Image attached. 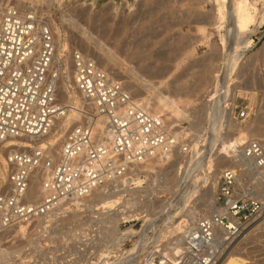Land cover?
Returning <instances> with one entry per match:
<instances>
[{"label": "built area", "instance_id": "2783aa9c", "mask_svg": "<svg viewBox=\"0 0 264 264\" xmlns=\"http://www.w3.org/2000/svg\"><path fill=\"white\" fill-rule=\"evenodd\" d=\"M26 9L17 0H0V152L4 154L0 158V253L4 235L14 227L32 225L41 217L48 220L55 210L61 209L60 217L67 218V211L63 210L72 208L81 213L77 221L88 219L85 200L97 188L104 187L105 192L119 193L120 204L134 198L135 216L120 224L123 233L111 237V227L99 225L97 230H93L96 226L85 227L86 233L76 238L71 228L77 221L70 228L59 229L58 223L63 222L60 221L56 231L63 235L49 241L45 237L51 229L54 231L49 221L37 230L39 242L30 248L33 255L28 264H87L99 248L122 252L136 240L144 259L156 264H215L218 229L224 227L229 237L237 239L244 225L264 215V200L255 199L252 189L242 191L244 185L236 170L225 169L218 183L219 210L197 215L188 224L183 222L181 253L176 261H170L166 255L167 239L156 241L158 228L142 227L143 217L159 215H149L150 208L142 206L147 199L138 200L133 195L139 176L147 185L145 174L138 175L137 165L151 159L168 165L166 154L173 156L178 149L186 155L183 166L192 148L188 139L180 141L162 118L142 108L93 57L79 50L73 53L75 89L88 109H80L82 118L64 133L60 153L50 156L41 145L28 149L4 146L9 139L34 141L47 136L64 108L58 98L61 72L57 67L63 65V60L56 61L54 32L38 7ZM246 115L248 111L242 110L238 117ZM98 117L103 121L100 128H96ZM239 157L245 159L251 173L258 171L264 182V139H248L240 147ZM37 170L44 176L40 196L30 198L31 178ZM232 218L235 220L231 224ZM131 224L138 233L129 236L124 228ZM133 260L127 257L121 264H132Z\"/></svg>", "mask_w": 264, "mask_h": 264}, {"label": "rangeland", "instance_id": "374dc122", "mask_svg": "<svg viewBox=\"0 0 264 264\" xmlns=\"http://www.w3.org/2000/svg\"><path fill=\"white\" fill-rule=\"evenodd\" d=\"M162 5L164 6L162 7ZM37 6L40 10V13L44 17H47L48 20L50 21L51 26L53 28V32L55 33V37L57 39V43L59 42L58 43L59 46L67 43L66 45L71 51V53L75 50H79L93 58L94 56L95 58L98 57V55L103 56L106 53L105 55H108L106 58V61L107 62L109 61L108 65H110L111 62H112L111 64H113L110 66L107 65V67L110 68L108 72L115 79L118 77L117 80H120V82H122L123 85L127 84V87L130 89V91H133V93L144 92L143 94L147 95L148 92L145 93L147 86L145 87L144 85L147 84L150 79L152 81L154 80L153 82L155 83L157 82V84L155 85V88L153 89L154 94H157V91H161L163 89V91L165 92L167 91L166 92L167 94L172 93L171 95H173L174 97L176 96L179 99L181 98L180 99L181 104L184 103L183 104L184 108L189 114L188 119L184 118V120L178 121L176 118H171V119H174V121L170 119L167 121H168V124L172 128L175 125L174 130H176V132H179L178 134L181 137L180 141L182 140V142H185L186 141L185 139H188L187 141L192 148V153L190 154L189 157H186V161L184 162L185 163L184 165H187L191 167L192 169V171H189L188 176H187L188 179L190 180L189 181L187 179L189 181L190 186L193 183H194L193 186L197 184V179H198L196 178L197 174L199 177V173L201 174L202 172V168L198 169V171H196L195 169L196 172L193 171V168L197 167L196 163L198 162L196 161H199V158H200L199 156L204 155L206 153V152L203 153L204 151H207L208 149L210 150L211 147L212 146L214 147L215 145L214 143L215 141L211 140L212 137H214V139H215V136L216 138H219L217 137L218 135V136H223L227 139H231V138L234 139L239 135L237 134L238 131L236 130L235 126L239 125L241 128H244V129L247 128V134H249L247 135L248 137L245 139L244 144L248 139H251V138L264 139V23L260 24L257 27L251 26V28L254 30V32L251 35V40H252L251 45L252 46L245 53V56L243 57L242 62L240 61V65L238 69H236L232 75V81H231V83L233 84L232 85V88H233L232 97H230L227 103L224 104L226 111L228 110L230 112V116H229L231 118L230 119V118H226L227 116L225 113L223 114L224 116L220 117L218 107L210 106L209 104L207 107V103L209 99L207 94L213 88V85H214L213 83L215 80L214 73L221 69L220 64L222 63L223 57L225 55L224 49H223V40L225 38L226 40L228 39V36H226L227 34H229V32L226 31L228 30L227 29L228 27L226 26L227 22L220 20L215 26L206 24L208 27L206 29V32L203 33V31H201L197 25H194V23L190 22L192 20L189 18V16H191V13L189 12L194 13V10H195V13L199 14V18H200V15H209V14L214 15L216 12L215 10L216 3H213L210 0H43L41 3L37 4ZM259 7H261L260 8L261 10H264V5L262 2H260ZM146 9L147 10L154 9L155 12L152 14L148 12ZM187 12L189 14H187ZM144 13H146L147 15ZM70 15L75 17L74 21L75 22L77 21L75 23L76 27H74V25H70V23L67 21V19L70 18ZM154 15L158 17L156 18L154 17ZM173 15L176 16V18ZM185 15L188 16V19ZM163 16H164V19H163ZM144 19L147 22L144 23ZM150 20L154 21L155 23L153 26L154 28H152L153 30L151 29V27H149L150 30L147 29L149 26ZM170 20H172V22ZM136 21H138V23ZM141 21H143V23ZM173 21L175 22V24ZM167 22L170 25H168ZM180 22H181V25H179ZM160 24H163L162 25L163 27ZM165 24L167 26H164ZM171 24L173 26L175 25L176 27L175 26L171 27ZM142 25L147 26V28L146 27H144L143 29L140 28ZM138 29H140V32H139L140 35L136 34L138 33ZM116 31L119 33H117ZM146 31L147 32L149 31V32L147 33ZM153 33L156 36V38L153 35ZM175 34H177V37H172ZM137 35H138V38L135 39ZM150 36H151V39L154 37L155 40L154 39L151 40ZM181 36H182V39L179 42V39L181 38ZM124 38L126 39V41ZM164 38L168 40L166 41V39ZM176 38L177 40H175ZM137 39L138 41L136 42L135 40ZM140 39H142L141 41L143 42H141ZM138 44L139 45L141 44V46H139ZM122 45L124 46L123 50L121 49ZM178 46H179V49L177 48ZM119 50H122L123 54ZM136 50L141 51V52L137 53ZM124 51L126 53H124ZM135 52L138 55H133V53ZM163 53L164 54L166 53L165 56ZM140 54L142 55L140 56ZM67 56L69 58L70 53H68ZM145 56L149 58L147 59ZM69 59H68V62H69ZM144 59L145 60L147 59V61H145ZM113 61L116 62L117 66L115 65ZM207 64H209L210 66ZM70 67L71 65L67 64L66 70H70ZM147 68L150 71H146ZM151 70L153 71L151 72ZM113 71H115V74L112 73ZM131 74L136 77H133ZM129 75L131 76L132 79L129 77ZM133 81L136 85L137 84L138 85L136 86L135 84H133ZM61 91L62 89L59 90L60 93L58 92L60 94V96H58L60 101L62 99ZM138 96H134V97L137 98ZM185 100H188L190 103ZM185 104L187 106H185ZM242 110H247L249 115H246V117L244 118H241V117L239 118L238 115ZM212 113H214L215 115ZM211 124H213V126ZM176 125H178V127ZM211 126L213 128H211ZM216 127L217 129H214ZM253 129L254 131H252ZM210 142H212V144ZM60 144L57 145L53 153L55 154L58 153ZM177 150L174 152L175 154L173 153L174 155L171 156V159L173 160L171 159L168 160L169 161L168 165L163 164L161 168L157 167L155 172L153 171L150 173L147 171V174L144 173L145 174L144 178L146 181L149 179H156L153 182V185L154 186L158 185L156 186L155 192L150 191V195L148 194L149 192L146 193L145 191L141 193L142 195H139V197H142L144 199L152 198L151 200L155 201L153 205L154 207L150 206L152 208V211H154V213L162 211L167 206L169 207V204H165L167 202L166 199L169 200V198H172V196L175 197L174 196L175 193L180 194V195L178 194L179 197H177V199L178 198L180 199V196L184 194L183 192L186 193L185 195H183L185 198L186 196L190 197L192 194V193L190 194V192H193L192 190L193 186H191V189H189L192 191H187L185 190V188H183L184 190L181 189L180 191V187L176 185L179 183V181H181L177 178L178 179V182H177L176 176H179L182 160L183 158L185 159V156H186L185 154ZM219 157H222V156H219V155L214 156V160L216 159L214 161L215 166L211 170V172L208 174L209 179L207 182V184L210 183L209 185L211 186L213 184H216L217 190H218L219 179L221 177L222 172L225 169L230 168V165L233 164L232 161L223 160L222 158H219ZM189 163L190 165H192L193 163L195 167L193 165L190 166ZM166 171L168 173L165 175ZM192 173L194 174L193 176H192ZM237 178L241 180L240 183L244 185L241 188L242 191L246 192V189H252L253 192L255 193V194H252V196L255 199L264 200V182H263V178L260 176L258 171L256 172V174L255 172L251 173V171H248V174L246 173L241 178L239 177ZM198 181H201V177L199 178ZM144 188L145 187H143L142 189L144 190ZM139 197L137 199H139ZM91 200H94V199L92 198L90 199V201ZM199 201L200 200L191 202V204L193 205V206L191 204L189 205V207L191 206L190 207L191 209L188 206L186 209H184V207L182 206V203H180L182 208L185 210L184 216L185 218H187L188 222L195 221L193 220L196 218L194 216L197 214L199 215L200 212H202L200 213V215L208 214V210H207L208 208H206V206L205 208H204V205L201 207L198 206L200 205ZM180 204L178 205V207H176L177 209L175 208L173 210L176 211V210L181 209L182 211H184L182 208H180L181 207ZM132 207L133 206L129 208L128 206H126L125 208L127 209L123 207L124 208L123 210L126 212L127 211L130 212L131 210H133ZM168 207L166 209L165 214H167V211L170 210L168 209ZM94 208H95L94 209L95 211L91 207L86 206L84 212H87L88 216L92 215L93 213L95 214L96 212H98L97 210L98 208L96 207ZM144 208L147 209L149 207H143V209ZM193 209L194 211L195 210L197 211L194 212ZM171 211L172 210H170V212ZM187 211H190V212L188 213ZM192 213L193 215H191ZM190 215L192 216L191 217L192 220L190 219ZM261 216L264 218V215H261ZM77 218L75 221H77ZM257 219L259 218L251 219L249 221V223L246 226L247 228L248 227L250 228L246 229L245 233L236 239L235 244H237L238 241L245 234L249 233L250 231L253 230V228H256L259 225L261 219L259 220ZM75 221L65 220L61 223H58L59 224L58 228L59 229L70 228L75 223ZM140 224H141V221H139V223L136 225V229L140 227ZM157 224H159V222ZM43 225L39 226V228H41ZM29 227L31 230L32 228H34V226H31V225ZM78 227L80 229V225ZM85 227L88 228L89 226L88 225L84 226V223H81V228L85 229ZM93 227L95 226L91 225L89 228H93ZM93 229H96V228H93ZM31 230H27V233H24L25 235H22L21 237L17 238L18 240L16 239L17 244L24 245L21 251V254L25 258L17 257L15 258V261L12 262L11 264H28L32 260L33 250H30V248L34 245V242L32 241L30 242V239L34 241L35 239L38 238V235H37V230H35L33 232L34 234L30 236V234L28 233L31 232ZM27 234H28V237L30 236L29 240L27 239L28 237H26ZM263 234H264V231H262V229L258 231L255 230L253 232V236L256 239L253 240L254 243H251V246H256V247L249 249V250H252L253 253L255 250H259L258 251L259 253H256L257 251H255V253L259 255H255V253L254 254L251 253V255H254L256 259H260V260L261 258L264 257V238H263L264 235ZM110 235L111 237L113 236L112 234ZM63 237L65 239L66 236L64 235ZM127 251H122L120 253H123V252L125 253ZM97 255L99 256V252L95 253V256H94L95 260L91 258L90 260L94 261V263L97 262L98 259H100V257H98ZM41 260L42 258L40 259V262Z\"/></svg>", "mask_w": 264, "mask_h": 264}, {"label": "bare ground", "instance_id": "6f19581e", "mask_svg": "<svg viewBox=\"0 0 264 264\" xmlns=\"http://www.w3.org/2000/svg\"><path fill=\"white\" fill-rule=\"evenodd\" d=\"M42 1L43 0H17L18 4L27 7L26 10H29L31 7H34V8L38 7L37 4L41 3ZM210 1L213 2V3H216V8H215L216 12H215L214 15L213 14H211V15L210 14L209 15H200V18H199V14L195 13V10L192 9V10H194V13L189 12V13H191V16H189V18L192 20L190 22L194 23V25H197L199 27V29L201 31H203V33L206 32L208 24L215 26L220 20H223V21L227 22L226 26L228 27L227 28L228 30H226V31H228L229 34L226 35V36H228V39L226 40V38H225L223 40V49H224V54L225 55L223 57L222 63L220 64L221 65L220 66L221 69L214 73V79L215 80H214V83H213L214 84L213 88L210 91L208 90L209 92L208 91H206V92H208L207 95L209 97L208 103H207V107H208V104L210 106L218 107L219 116L220 117L224 116L223 114L225 113L226 116H227L226 118H230L229 117L230 116V112L228 110L226 111L224 104H226L227 101L230 99V97H232V93H233L232 92V89H233L232 85L233 84L231 83L232 75L235 72V70L238 69V67L240 65V61L242 62V59L245 56V53L252 46L251 45V42H252L251 35L254 32V30L251 28V26L257 27L260 24L264 23V10H261L260 9L261 7H259L260 6V2H262L263 5H264V0H210ZM163 6L164 5H162V7ZM147 11L152 13V14L155 12L154 9L147 10ZM169 12H170V10H169ZM189 13L187 12V14H189ZM144 14H146V13H144ZM184 14H186V13H184ZM170 15H172V14H170ZM154 17H156V16L154 15ZM174 17L176 18V16H174ZM186 17L188 19V16H186ZM74 18L75 17L70 15V18H68L67 21L70 23V25H74V27H76L75 23L77 21L75 22ZM183 18H185V17H183ZM150 19H151V17H150ZM163 19H164V16H163ZM134 21H135V19H134ZM170 21L172 22V20H170ZM48 22H49V24L51 26V23H50L49 20H48ZM136 22L138 23V21H136ZM136 22H135V24H136ZM141 22L143 23V21H141ZM145 22H147V21H145V19H144V23ZM168 22H167V24H168ZM181 22H180L179 25H181ZM154 24H155L154 21L150 20L148 28H147V26H143V25L140 28L143 29L144 27H146L147 29H149V27H151V29H152V28H154L153 27ZM163 24H160V25L162 26ZM174 24H175V22H174ZM168 25H170V24H168ZM164 26H167V25L165 24ZM172 26L173 25L171 24V27ZM51 28H52V26H51ZM155 28H156V26H155ZM83 30H85V29H83ZM164 30H166V29H164ZM52 31H53V28H52ZM86 31H87V29H86ZM86 31H84V32H86ZM154 31H155V29H154ZM139 32H140V29H138V33H136V34L140 35ZM156 32H154V33H156ZM117 33H119V32H117ZM122 33H124V32H122ZM154 33H153V35H154ZM120 34H121V32H120ZM54 35H55V33H54ZM138 35H137V37H135V39L138 38ZM142 36H144V35H142ZM172 37H177V34L173 35ZM144 38H143V40H144ZM155 38H156V36H155ZM150 39H151V36H150ZM152 39H154V37ZM164 39H166V38H164ZM181 39H182V36L179 39V42L181 41ZM141 40L142 39H140V41ZM167 40L168 39H166V41ZM175 40H177V38ZM122 41H124V40H122ZM122 41H121V43H122ZM125 41H126V39H125ZM135 41L137 42L138 39L135 40ZM55 42H56V46H57L56 61H59L60 59L63 60V65H57L58 69L61 72L59 83H58V91L62 89V91H61V98L62 99H61V101L60 100L59 101L64 107L63 111L60 114H58V116L55 119V121L53 123V126H52V128H51V130H50V132L48 133L47 136L41 138L40 140L35 139L34 141H32L30 139H27V138L9 139V140H7L4 143V146L6 148H9V149L10 148L11 149L12 148H14V149H28V148H31V147H36L38 145H41L43 148L47 149V151H48L50 156H55L57 153L55 154V153H53V151L57 147V145H59L61 143L60 147H59V150H58V152L60 153V149H61V145H62V138H63L64 133L71 126H73L75 123H77L82 118L81 111H79V110L80 109L81 110H87L88 109L84 99L79 94V92L75 89V83H74V79H73V75H72V69H73L72 68V58H73L74 51L71 53V51L69 50V48L66 45L67 43H65L64 45L59 46L58 45L59 42L57 43L56 37H55ZM141 42H143V41H141ZM182 42H184V41H182ZM139 46H141V44ZM123 47L124 46L122 45L121 46L122 50H123ZM177 48L179 49V46ZM183 49H184V47H183ZM183 49H182V51H183ZM122 50H119V51H121V53H122L123 52ZM177 50H176V52H177ZM80 52H82V51H80ZM138 52H141V51H137V53ZM68 53H70V57H69L70 59L67 56ZM124 53H126V52L124 51ZM165 54H164V56H165ZM104 55L103 56L98 55V57H96V58L94 56V59L101 66V68H103L106 71H109L110 68L107 67L109 61L108 62L106 61V58H107L108 55H105V56ZM133 55H138V54H136V52H135V53H133ZM141 55L142 54H140V56ZM124 56H125V54H124ZM131 57H133V56H131ZM137 58H138V56H137ZM68 59H69V62H68ZM147 59L146 60L144 59V60L147 61ZM209 59H210V57H209ZM108 60H109V58H108ZM131 60H132V58H131ZM140 60H142V59H140ZM110 62H111V60H110ZM111 63H110V65H113ZM114 63L116 65V62H114ZM67 64L71 65L70 70H66ZM110 65H108V66H110ZM207 65H209V64H207ZM146 71H150V70H148V68H147ZM152 71L153 70H151V72ZM112 73L115 74V71H113ZM155 73H157V72H155ZM126 77H128V76H126ZM129 77L131 78L130 75H129ZM133 77H136V76H133ZM134 80H135V78H134ZM153 81L149 79L147 84L144 83L145 84L144 86L145 87L147 86L145 93L148 92L147 95L145 94L146 96L143 94L144 92H139L138 91L139 93H133V91H130V89L127 87V84L124 85V87L130 93L131 97L137 103H139V105H141L142 108H144L147 112L153 114L158 119L162 118L165 121V123L169 126L171 132L173 134H175L177 137H179V140H180L181 137L178 134L179 132H176V130H174V126L175 125L172 128L168 124L167 120L170 119V120L174 121V119H171V118H176L178 121H182V120H184V118L188 119L189 114L187 113L186 109L184 108V105H183L184 103L181 104V100H180L181 98L179 99L176 96L174 97L173 95H171L172 93L171 94H167L166 93L167 91L165 92V91H163V89L161 91H157V94H154L153 93V89L155 88V85L157 84V82L155 83ZM161 81H160V83H161ZM126 82H128V81H126ZM129 83H130V81H129ZM124 84H125V82H124ZM133 84H135L134 81H133ZM129 87H131V86H129ZM58 96H60V94ZM134 96H138V97L135 98ZM232 100H233V98H232ZM185 101H188V100H185ZM186 104H185V106H187ZM228 106H229V104H228ZM215 110H216V108H215ZM214 113H216V112H214ZM214 113H212V114H214ZM213 124H211V125L213 126ZM102 125H103L102 118L98 117L96 119V128H100V127H102ZM217 125H219V124H217ZM176 126L178 127V125H176ZM212 126H211V128H213ZM235 127H236V130L238 131V133H237V131H236V133L239 134L236 138L227 139V138H225L223 136H218V135H217V137H219V138H216V136H215V139H214V137H212L211 140L215 141L214 142L215 143L214 147L212 146L210 150L208 149L207 151L203 152V153L206 152L204 155L199 156L200 157L199 161H196V162H198V163H196L197 167H195V165H193V163H192V165L195 167V168H193V171H195V169H196V171H198V169L202 168V172H201V174L199 173V177H198V174H197V177H196V178H198L197 179V184H195L193 186L194 183L193 184L191 183L192 184L191 186H193V189H192L193 192H190V194L192 193L191 196L189 194L190 197L186 196V198H185L183 195H185L186 193L183 192L184 194L180 196V199L179 198L177 199V197H179V195H180L179 193H177V194L175 193L176 194V195L174 194L175 197L172 196V198H169V200L166 199L167 202L165 204H169V207L168 206L167 207H168V209L172 210L171 212H170V210H168L167 214H165L166 211H164L162 214H159V212L154 213V211H152L151 207H154L153 205H154L155 201H152L151 199L147 198V200L144 203H142L143 207H149L150 208L151 212H149V215H150V213H151L152 216H155V214L159 215V217L157 216V217H153L151 219L143 217L144 218V224H143L142 227L145 229L146 227H152L153 225H155L158 228L159 233L155 237L156 241L167 239V247H168L167 249H168V251L166 252V255L170 259V261H172V262L176 261L177 257L181 253V238L182 237H181L180 234L183 231V222L188 224L187 218H185V216H184L185 215L184 214L185 213L184 209H186L187 206L189 207L191 202H195L197 200H200L199 201L200 205H198V206L201 207V206L204 205V208H205V206H206V208H208L207 209L208 210V214H205V215H209L210 213H213V212L219 210V206L217 205V192H218L217 185L213 184L211 186V185H209L210 183L207 184L208 179H209V175L208 174L211 172V170L215 166L214 161L216 159L214 160V156L215 155L216 156L219 155V156H222V157H219V158H222L223 160L232 161L233 164H231L230 168H228V169H233V167H234L233 170H236L237 177H239V178L244 176L246 173L248 174V171H250V167L245 162V159L239 157V151H240L239 149H240L241 146L244 145V141L248 137L247 135H249V134H247V128L246 129L241 128L239 125H236ZM214 129H217V127L214 128ZM252 131H254V129ZM210 143L212 144V142H210ZM9 149H7V150H9ZM179 152H180V150H179ZM166 156L168 157V160H169V159H171L172 155L166 154ZM0 158L1 159L4 158V154L1 153V152H0ZM186 164H188V163H186ZM162 165H163V163L160 161V159H154V160L151 159V160H149L146 163L138 164L137 165V173H138V175H140L142 173L147 174V171L150 172V173L153 172V171L155 172L156 168L157 167L161 168ZM189 165H190V163H189ZM192 165H190V166H192ZM246 166H248V168H246ZM47 169H49V168H47ZM180 169H181L180 170V174H179V176H176V179L178 178L181 181H179V183L176 184V185H178L180 187V191L183 188H185V190H187V191H192V190H189V189H191V186L189 184L190 180L187 177L189 171H192L191 167H189L187 165H183V166L180 167ZM199 171H201V170H199ZM256 172L257 171H255V174H256ZM150 173H148V174H150ZM167 173L168 172L166 171L165 175ZM193 173H192V176L194 175ZM168 175H170V174H168ZM207 175H208V177H207ZM192 176H191V178H192ZM43 177L44 176H43V173L41 172V170H37V171L34 172L32 178H31V189H30V192H29V197L30 198H35V197L40 196V189H41ZM165 177H167V176H165ZM200 177H201V181H198ZM178 179L176 180L177 182H178ZM155 180L156 179L147 180V185L144 186V184H143L144 183V179H142L141 176H139L137 178L136 190H135V192H133V195H135L138 198L139 195H142L141 193H143V191H145L146 193L149 192L148 193L149 195H150V191L151 192H155L156 191L155 190L156 186H158V185H155V186L153 185V182ZM191 182H192V180H191ZM194 182H196V181H194ZM178 186H176V187H178ZM143 187H145L144 190L142 189ZM176 187H174V188H176ZM103 188L104 187L97 188L85 200V203H84L85 207L86 206L87 207H91L93 210L95 209L94 207H96V208H98L97 209L98 212H96L95 214L93 213L96 216H94L92 214L93 217H92V215H89L90 217L88 216V219H86V220H78L76 222V225L73 226V228H71V230L73 231V235L76 238H80L83 234L86 233V230L81 228V223H84V226L88 225L89 227L91 225L92 226L94 225L96 227L101 225V226H104V228H105V226H110L111 227L110 233L114 236L116 234L118 235L120 233H123L122 229H120V224L123 221H127V219L130 220L131 218H133V216H135V214L133 213L134 212L133 210H131V211H133L132 214L129 211L126 212V211L123 210L126 206H128L129 208H131V206H133V204H134V201H133L134 198L133 197H130V199H127V200L123 201V204H120L121 196H119V193H115L114 194V193H111V192H105ZM170 191H172V190H170ZM187 193H189V192H187ZM182 196H183V198H182ZM92 198L94 200L90 201V199H92ZM180 203H182V206L184 207V209L182 208ZM179 204L181 206L180 208H182L184 211H182L181 209L180 210H176V211L173 210L176 207H178ZM125 209H127V208H125ZM59 210H61V209L53 211L49 215L48 220H45V217H41V218H39V220L36 223H33L32 225L31 224H19L18 226L14 227L10 232H8L6 235H4L3 239H4L5 242H4V248H3V250L0 253V264H11L12 262L15 261V258H17V257L25 258L21 254V251H22L24 245L17 244V240H18L17 238L21 237L22 235H25L24 233H27L29 225L34 226V228H32V230H31V232L28 233L31 236V235L34 234L33 232L35 230L39 229V226L44 224L41 228L46 227V223L51 221V225H52V228L54 229V231L51 229L49 234L45 237V239L49 240V241L50 240L52 241L53 238H56V237H59L60 235H63V233H61V232L57 233V231H56L57 230L56 228H57V225H58L57 222L64 221V220L75 221L76 218L79 217V215H81V213L78 212L79 210L77 211L75 209L70 208L68 210H63V213H65V211H67V218H65V217L61 218L60 215L62 213L59 212ZM158 210H160V209H158ZM193 211H194V209H193ZM195 211H197V210H195ZM187 212L189 213L190 211H187ZM200 213H202V212H200ZM200 213H199V216H200ZM137 214H139V213L137 212ZM191 215H193V213ZM191 215H190V217H192ZM197 215H195L194 217H197ZM138 217L140 218V216H138ZM195 219H193V220H195ZM259 219H261L259 225L256 228H253V230L250 231L249 233L245 234L240 240L238 239L239 241H238L237 244H235L236 239L234 240V239H232L231 237L228 236V232L225 230L224 227H221V228L218 229V237H217L218 256H217V260H216L215 264H264V257L261 258V260H260V259H256L254 255H251V253L254 254L255 251H257L256 253H259L258 252L259 250H255L254 253H253L252 250H249L250 248L256 247V246H251V243H254L253 240L256 239L253 236V232L255 230L258 231V230H261V229H262V231H264V218L261 216ZM259 219H257V220H259ZM234 220H235L234 218L231 219V221H230L231 224L233 223ZM158 222H159V224H157ZM79 225H80V229L78 227ZM251 225H253V224H251ZM82 227H83V225H82ZM248 228H250V227H248ZM248 228H247L246 225H244L243 232L240 234V236H242L245 233L246 229H248ZM97 229H98V227L96 228V230ZM55 232L57 233L56 235H54ZM124 232H125V234H127L129 236H132L133 234L138 233L137 230L134 228L133 224L127 226L124 229ZM28 234L26 235V237H28ZM57 235H59V236H57ZM29 237L27 238L28 240H29ZM38 237H39V234H38ZM41 237H44V235L41 234ZM260 237H261V235H260ZM31 241L34 242L33 246H36L37 243L39 242L38 239H35L34 241L30 239V242ZM127 250H125V251H127L125 253L124 252L120 253V252L114 251L113 249L103 250L102 248H99V249H97V252H99V256L98 255L97 256L100 257V259H98V261L94 263V261L90 260V258H89L88 262H85V263H87V264H98V263H100V264H117V263L121 264V262L125 258L133 257L134 260H133L132 264H156L153 261H150L148 259H144L143 254H142V252L140 250V245H139L137 240L134 241L133 246H131ZM256 253H255V255H259V254H256ZM94 256H95V253L93 254V257H91V259H94Z\"/></svg>", "mask_w": 264, "mask_h": 264}]
</instances>
